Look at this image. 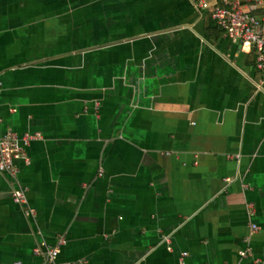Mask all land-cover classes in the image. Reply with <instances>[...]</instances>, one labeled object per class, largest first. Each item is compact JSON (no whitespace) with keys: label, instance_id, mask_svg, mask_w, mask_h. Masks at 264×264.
Masks as SVG:
<instances>
[{"label":"crops","instance_id":"obj_1","mask_svg":"<svg viewBox=\"0 0 264 264\" xmlns=\"http://www.w3.org/2000/svg\"><path fill=\"white\" fill-rule=\"evenodd\" d=\"M256 57L196 0H0V137L42 136L0 264H264Z\"/></svg>","mask_w":264,"mask_h":264},{"label":"built area","instance_id":"obj_2","mask_svg":"<svg viewBox=\"0 0 264 264\" xmlns=\"http://www.w3.org/2000/svg\"><path fill=\"white\" fill-rule=\"evenodd\" d=\"M198 7L211 10L212 19L234 41L251 43L257 52L256 69L262 74L260 87L264 90V0H196ZM40 134L19 135L8 131L0 137V172L17 176L20 169L16 166L17 160L29 162L27 149L31 144L41 139ZM26 190L15 192L13 201L16 204H27ZM34 210L29 213L33 214ZM252 230H257L252 225ZM39 253V252H37ZM59 246L47 252L49 264H61L57 261ZM248 252H243L246 256ZM187 255V254H185Z\"/></svg>","mask_w":264,"mask_h":264},{"label":"rangeland","instance_id":"obj_3","mask_svg":"<svg viewBox=\"0 0 264 264\" xmlns=\"http://www.w3.org/2000/svg\"><path fill=\"white\" fill-rule=\"evenodd\" d=\"M207 11V10H206ZM209 11H211V10H209Z\"/></svg>","mask_w":264,"mask_h":264}]
</instances>
